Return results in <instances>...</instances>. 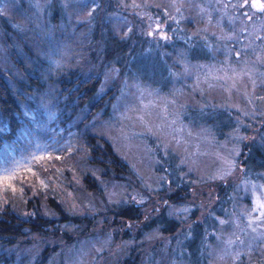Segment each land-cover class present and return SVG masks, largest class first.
I'll list each match as a JSON object with an SVG mask.
<instances>
[{
    "label": "rangeland",
    "instance_id": "1",
    "mask_svg": "<svg viewBox=\"0 0 264 264\" xmlns=\"http://www.w3.org/2000/svg\"><path fill=\"white\" fill-rule=\"evenodd\" d=\"M19 1L0 0V16L15 20L14 8ZM29 1H21L23 9L34 10L35 5L43 16H47L44 9H53L54 0ZM111 1L116 5V17L123 18L126 25L121 27L120 22L116 23L112 16L104 20L108 23L113 21L115 29L112 33L123 37L128 34L134 18L149 14L148 9L139 4L154 2L156 8L161 10L162 6L165 8L169 1H173L179 19L177 22L174 20L171 26L183 32V39L186 36L193 37L197 30L215 33L220 42L214 56L221 59L217 63L202 64L203 70H195L197 62H191L186 55L181 56L185 52L179 48L181 55L178 54L171 63L180 66L177 71L179 75L172 78L173 81L163 95L146 84L124 78L122 87L126 89L125 93H122V99L119 96L120 103L109 120L97 121L89 128L112 140L115 149L132 163L133 168L139 170L138 177L143 180L140 198L137 202L132 197L136 191L131 184L128 194L130 198L127 200V206L136 202L133 210L139 213H134L133 217L126 216L125 212L102 216L97 232H112L113 235L102 236L100 233L102 237H97V242L93 239H80L72 252L73 260L67 259L65 264H72V261L73 264H190L187 260L178 259V256L174 257L169 248L165 249L170 244L168 236L172 234L161 231L152 221L154 216L162 213V209L178 221V230L175 231L190 228L194 222H198L203 229L214 227L213 232L209 230L203 233V237L209 239L210 247L200 257L204 259L210 255L207 264H264V208L260 207L264 205V170L259 172L262 176L257 180H252L244 171L253 166L246 148L249 154L254 146L264 144V12L251 8L252 0H248L247 4L245 0H226V6L223 0ZM69 2L74 6L78 3L87 5L80 6L82 13L73 9L72 19L76 20L80 14L78 19L89 20L93 17L91 9L94 7L96 13H99L100 0H63L66 6ZM183 5H187L190 14H195L196 21H200L195 24L194 20L188 24L186 19L191 21L192 18L189 14L184 16L181 8ZM168 10H163L167 12L163 21L152 19L143 32L148 31L153 35L158 32L160 38H164V34H168L165 29L169 28V23L164 21L172 20V13ZM95 18L91 22H95ZM213 23L215 25L211 26ZM105 29L109 34L107 26ZM75 33L73 36L77 37L73 40L77 43L81 36L78 38L79 35ZM155 37L152 39L157 41ZM167 41L170 42V38ZM12 44L15 47V43ZM85 53L86 50H82L79 58L84 60ZM0 60L7 63L2 52ZM105 68V76L109 78L103 81L99 93L107 89L117 76L116 66L107 64ZM194 93L199 94L198 101ZM210 106L219 109L218 113H215V109L207 113L202 110L198 112L199 108ZM28 113L25 125L27 130H22V133L26 134L30 130L32 134L22 139L19 150L11 148L8 153V148H5L0 152V191L17 187V184L23 185L24 181L28 184V178L40 177L44 184L46 174L40 169L44 170L45 162H49L53 166L51 171L57 173L52 182L66 195L63 197V203L67 205L65 210L74 216H89L100 210L102 206L95 204H102L104 199H95L90 196L92 192L83 191L77 173H73L74 185L69 184L72 181L65 177L69 173L54 169L58 163H51L55 160L51 159L54 152L59 151L55 155L56 159L64 162L65 156L62 155L65 151H73L75 145H83V138L79 137L82 132L73 128L79 122L78 117L64 120L58 108L44 102L33 103ZM185 114L188 120L184 118ZM209 114L214 116L216 122L223 124L219 130L225 136L219 141H216L217 135L213 128L204 123ZM195 117L198 123L193 122ZM157 147L161 148L162 160L172 158V162L185 171L186 174L178 182L171 183L175 177L166 172H156V160L151 159L150 152ZM245 156L247 161L242 165ZM5 176L11 179L5 181ZM124 181L128 182V178ZM217 182L225 186L224 189L230 187L228 198H224L226 193L219 191L220 185ZM103 191L107 201L118 202L122 196L126 199L128 196H125L126 187L113 180L103 184ZM89 200L94 204L86 207L90 204ZM227 200L229 203L222 205ZM126 234V238H123ZM150 240L152 243L149 245ZM47 242L48 238L43 234H31L29 241L18 248L33 252L34 257H37ZM161 244L163 247L156 251L152 260L149 250ZM106 247H110L108 251L101 252ZM95 250L100 254L91 257ZM161 252H165L162 257L159 256Z\"/></svg>",
    "mask_w": 264,
    "mask_h": 264
},
{
    "label": "trees",
    "instance_id": "2",
    "mask_svg": "<svg viewBox=\"0 0 264 264\" xmlns=\"http://www.w3.org/2000/svg\"><path fill=\"white\" fill-rule=\"evenodd\" d=\"M21 1L26 2V0ZM21 1L14 8L15 20L0 16V52L7 61L4 63L0 60V152L5 148H8V153L11 148L19 150L22 139L32 134L30 130L23 134L22 130H27L25 125L28 111L33 103H50L51 107L58 108L59 115L64 120L78 117L79 122L75 123L73 128L77 132L80 129L82 133L79 137L84 141L82 146L75 145L73 151L64 152L62 155L65 156L64 162L57 161L55 155L59 151L54 152L51 159L55 158V160L51 163H58L54 169L68 172L65 177L69 178L72 181L69 184L73 185L75 181L73 173H77L83 191L92 192L91 197L104 201L101 202L102 204H95L102 208L92 215L74 216L65 210L67 205H64L63 197L66 195L62 194L58 185L52 182L57 173L51 171L53 166L49 162H45L44 170L40 169L46 174L44 184L40 181V177L28 178V184L24 181L23 185L17 184V187L4 188L0 191V264H65L67 259L73 260L72 252L80 239H93L97 242V237L102 234V236L113 235L112 232H100L102 234L97 232L98 222L102 216L112 213L120 215L125 212L126 216L133 217L134 213H139L133 210L136 202L127 206L131 184L136 191L132 197L137 199V202L140 198L143 180L138 177L139 170L133 168L132 163L115 149L112 140L90 130L89 126L97 121L109 120L117 104L120 103L119 96L121 98L125 93L126 89L122 87L124 78L146 84L163 95L173 81L172 78L179 75L177 71L180 70V66L171 64L179 56V48L186 53L180 54L181 56L186 55L191 62H197L195 70H203L204 64L220 62L221 58L214 56L219 49L220 41L215 33L200 30H197L193 37L186 36L183 39V32L171 26L174 20L177 22L179 19L173 1H169L165 6L167 10L169 9L168 12L172 13L170 15L172 20L164 21L169 23V28L165 29L168 34H164V38H160L158 32L155 35L148 31L143 32L144 27L152 19L163 21L166 16L167 12H163L165 8L162 6L161 10H158L154 2L139 4L146 7L149 14L142 18H134L128 34L123 37L112 33L115 29L113 21L108 23L104 20L112 16L115 17L116 23L120 22L121 27L126 25L123 18L116 17L117 14L114 12L116 5L111 0H100L98 7L100 15L96 13L95 7L91 9V14L96 17L95 22H91L93 17L89 20L78 19L81 17L80 14L76 20L72 19L73 9L82 13L79 8L86 4L78 3L74 6L69 2L66 6L63 0H54L53 9L49 7L44 9L47 16H43L35 5L34 10L23 9ZM224 1L226 0H223V4ZM218 5L221 7L220 4ZM181 8L184 16L189 14L192 18L191 21L186 19L188 24L196 21V15L190 14L191 10L187 5ZM222 24L219 25L221 29ZM106 26L109 34L105 29ZM73 32H77L75 35L78 34V38L81 36L77 43L73 40L77 37L73 36ZM161 33L163 34V31ZM153 36H156L157 41L152 39ZM168 38L170 42L167 41ZM12 43H15V47ZM82 50H86L88 54H83L84 60L79 58ZM107 64L116 66L117 76L107 89L99 93L101 84L109 78L105 76ZM194 94L198 101L199 94ZM214 109L215 113H218L219 109L215 106L199 108L198 112L202 110L207 113ZM186 114L184 118L188 120ZM193 122L198 123L196 117ZM204 123L209 128H213L217 135L216 141L225 136V133L219 130L223 124L216 122L213 115L209 114ZM160 149L153 148L150 152L151 159L156 160V172H166L169 176L175 177L171 181L168 178L171 183L178 182L186 174L185 171L178 168L176 163L172 162V158L162 160ZM246 154L249 155L248 159L253 166L247 167L244 170L245 174L250 175L252 180H257L262 176L259 172L264 170V144L254 146L249 154L246 148ZM247 156L243 158L242 165L247 161ZM125 178H128V182L124 181ZM109 180L120 182L126 187L127 199L124 196L118 202L105 199L103 184H107ZM224 187L220 185L219 191L222 194L226 193L224 198H228L230 187L227 189ZM89 201L90 204H84L86 207L94 204L92 200ZM222 203V205L229 203V200ZM162 210V213L154 216L152 221L161 231L172 234L168 236L171 245L168 244L165 249L169 248L174 257L178 256V259L187 260L191 262L190 264H207L210 255H206L204 259L200 257V254L209 251L210 247L209 239L204 238L203 233L209 230L213 232L214 227L203 229L198 222H194L190 228L178 232L175 231L178 230V221L168 216L165 209ZM220 212L219 209L218 213L221 215ZM38 233L48 238V242L43 249H40L37 257H34L33 252L18 248L19 245L29 241L31 234ZM126 236L127 234L123 238ZM148 242L149 245L152 243L151 240ZM161 247L163 244L158 245V248L154 246L149 250L150 256H148L153 260L156 251ZM109 248L106 247L101 252H106ZM164 253L161 252L159 256L162 257ZM95 254L98 255L100 252L93 251L91 257Z\"/></svg>",
    "mask_w": 264,
    "mask_h": 264
},
{
    "label": "snow or ice",
    "instance_id": "3",
    "mask_svg": "<svg viewBox=\"0 0 264 264\" xmlns=\"http://www.w3.org/2000/svg\"><path fill=\"white\" fill-rule=\"evenodd\" d=\"M247 3L248 0H245V4ZM250 7L256 9L257 11L264 12V0H252ZM9 179H11L10 176L4 177L5 181H8ZM260 207L264 208V205H260Z\"/></svg>",
    "mask_w": 264,
    "mask_h": 264
}]
</instances>
